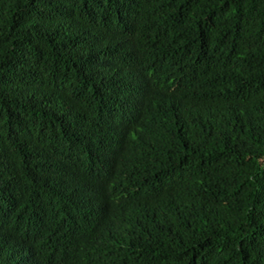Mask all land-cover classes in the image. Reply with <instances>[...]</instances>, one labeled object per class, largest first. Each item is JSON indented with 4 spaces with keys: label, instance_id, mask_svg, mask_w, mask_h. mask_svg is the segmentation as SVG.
<instances>
[{
    "label": "trees",
    "instance_id": "1",
    "mask_svg": "<svg viewBox=\"0 0 264 264\" xmlns=\"http://www.w3.org/2000/svg\"><path fill=\"white\" fill-rule=\"evenodd\" d=\"M0 264H264V0H0Z\"/></svg>",
    "mask_w": 264,
    "mask_h": 264
}]
</instances>
